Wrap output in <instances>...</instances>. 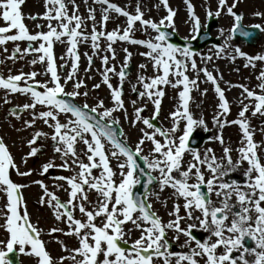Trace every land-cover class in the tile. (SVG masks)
Here are the masks:
<instances>
[{
    "label": "snow or ice",
    "instance_id": "6c2138e0",
    "mask_svg": "<svg viewBox=\"0 0 264 264\" xmlns=\"http://www.w3.org/2000/svg\"><path fill=\"white\" fill-rule=\"evenodd\" d=\"M82 2L87 4L88 0ZM92 2L102 5L99 21L95 7H89L85 17L80 14L77 0H45L42 18L48 22V30L43 31L44 26L37 25L41 30L32 32L25 19L38 17L24 16L22 5L25 0H0V21L3 22L0 25V48L7 53L6 45L10 42L15 45L6 59L15 61L29 56V63L33 66L46 64L43 73L19 70L13 74L11 69L7 75L0 73V91L3 92L0 100L3 104H11L9 97L13 95L28 98V102L11 109L10 114L16 119H22L21 112L30 114L29 119L23 120V128L17 131L34 128L37 120L51 129L50 134L42 129L31 134L27 141L29 151L21 157L20 163L27 165L28 158L43 151V146H36L38 141L50 139L54 156L41 165L40 175L44 176L53 169L69 173L52 176L56 181L52 187L67 193L66 200L50 190L44 180L33 181L44 193L39 203L48 205L55 219L66 226V230L53 227L44 233L38 222H32L27 209L22 190L28 185L12 178L13 172L27 177L34 170L20 171L12 145L0 136V193L5 198L0 208V220L3 221L0 230L6 233V238L0 239V264H13L8 255L17 248L19 253L34 256L36 264H157V261L160 264H264V143L254 140V130L246 116L250 111L252 115H264V68L256 77L259 83L255 88L239 85L243 97L241 110L236 119L228 121L226 116L230 113V105L224 90L206 66L198 67L197 51L190 43L181 46L170 42L175 32L173 18L176 13L169 7L168 0H160L167 15L158 21L145 19L139 2L134 13L112 0ZM239 2L233 0L229 5L228 0H218L215 12L210 8L207 10V17L219 18L226 8L227 14L233 18L224 43L215 46L217 58L226 48L232 47L230 41L233 38L242 36L254 41L257 37L256 31L246 30L243 14L234 10ZM186 3L193 25L192 39H196L204 25L190 0ZM113 12L126 18V26L108 31L107 24ZM254 15L264 19V13ZM88 21L92 22L91 31L88 30ZM137 23L141 25L140 29L136 28ZM247 27L264 33L262 24ZM149 29L156 33L154 37L135 38L136 31L148 33ZM219 31L223 35L224 29ZM101 41H106L103 49ZM21 42H27V47L21 48ZM89 42L94 53H105L101 57L102 77L110 89V106L99 98L95 104H89V93L81 92L87 85L77 79L78 49L81 44ZM119 42L144 46L147 51L140 54L150 61L154 70L151 76L138 75L137 83L132 86V91L140 99L147 98L155 106L153 114L146 117L142 115L146 105L135 107L137 102L131 101L134 114L130 124L133 127L144 125L139 129L135 144L130 143V138L119 127L120 120L114 115L123 112L125 119H129L124 84L132 53L123 49L126 55L119 71L117 65H109L110 60L117 59L114 45ZM56 43L67 44L66 55L72 59L71 70L64 76L59 69L67 65L57 64ZM199 55L202 61L213 59V55ZM237 57L246 60L245 67L255 69L258 63L264 64V54L250 55L239 46L233 47L231 59L234 61ZM87 58L91 66L93 58ZM64 59V56L60 57V60ZM139 67L143 71L148 65ZM189 69L196 73V79L190 77ZM201 72L206 81L215 86L220 100L218 107L221 111L213 116L216 126L223 129L225 125L233 124L241 130L240 146L235 149L239 157L235 161L231 155L234 149L230 146L223 147L222 156H217L212 148L201 152L191 146L190 138L197 127L207 131L203 116L195 117L189 107L190 93L198 87ZM38 76L44 79L38 80ZM112 77L118 78L119 83L115 86ZM69 82L72 83L70 91L67 90ZM161 86L179 90L176 109L169 114V127L158 122L161 98L165 95ZM99 87V84L94 85V88ZM81 96L84 97L83 103L77 100ZM181 123L184 124L182 133ZM209 139L224 144L222 134ZM57 157L59 164L56 163ZM113 160L117 161L115 169ZM140 161L146 167L141 166ZM245 163L248 166L243 175L235 177L236 171ZM153 172L158 176L152 175ZM141 176L147 177L143 184ZM154 183L159 184L161 191L170 187L174 196L184 200L182 206L174 204L168 213L172 218L166 222L154 210L150 200L153 195L159 199L158 194L150 190ZM137 186H142L143 191ZM90 193H95L94 201ZM181 207L185 210L183 216L180 215ZM186 220L193 223L183 226ZM128 223L133 228L126 229ZM133 231H139L140 235L131 240ZM169 231L174 233L172 237L168 236ZM198 231L206 235L199 237L195 234ZM57 232L75 237L77 242V246L71 248L62 244V250L68 254L58 259L48 251V242L43 239L44 235ZM181 236L185 237L181 250H173ZM249 240L254 242V247L248 245Z\"/></svg>",
    "mask_w": 264,
    "mask_h": 264
},
{
    "label": "rangeland",
    "instance_id": "374dc122",
    "mask_svg": "<svg viewBox=\"0 0 264 264\" xmlns=\"http://www.w3.org/2000/svg\"><path fill=\"white\" fill-rule=\"evenodd\" d=\"M92 0H88V3L85 4L82 0H77V3L80 4V14L84 8L90 6ZM112 2L117 3L121 7H125L126 10L130 12H135L137 2L141 5V10L144 12L145 19H153L159 20L160 18L167 15V10L160 3V0H112ZM191 4L194 6L195 14L199 16L201 20V24L204 25L201 29H205L209 17H207V10L210 8L213 12L217 10L218 0H190ZM233 0H228V4L231 5ZM102 7V5L97 4ZM169 7L175 11L176 15L174 16V24H175V32L180 35L182 38H188L187 40L192 39V22L188 12V6L186 0H168ZM45 11V0H25V3L22 5V12L25 17L36 16L38 17V10ZM101 10V8H100ZM235 11H238L243 14L244 19L243 22L246 25H255L262 24L264 25V19L259 16L254 15L256 12L264 13V0H240L237 4ZM43 14H41L40 18L37 19H25L26 25L29 27L30 31L36 32L41 29L37 28V25H43V31H47V21L44 20ZM215 18V17H214ZM97 21L100 20V13L97 16ZM217 23L212 30V34L218 38V42L216 44H210L203 49L197 51L198 55L196 57L198 67H207L208 71L212 72L216 77L217 82L220 87L224 90L225 97L230 105V113L227 114L226 119L228 121L234 120L237 118L239 111L241 110L240 101L243 99L242 97V88L239 85H246L250 88H255L259 83L256 77L259 74L261 68H264V64L258 63L257 67L254 69L252 67H245L246 60L241 57H237L234 61L231 59V55L233 54V47L239 46L243 51L250 55L255 54H264V33L261 41L256 47L247 46L244 42L234 40L230 41L232 47L226 48L225 52L221 53L220 57L217 58L214 53L216 52V45H221L224 43L225 38L228 36V30L232 27L233 18L227 14L226 8L221 13L219 18H216ZM2 21H0V25H2ZM54 23V22H53ZM91 21H88V30L91 31ZM126 26V18L122 15H118L116 13H111V19L107 24V30L111 31L117 27L123 28ZM137 29L141 28V25L137 23ZM220 29H224L223 35H221ZM171 30V29H170ZM135 38L140 39H148L150 37H154L156 33L149 29L148 33L143 31H136ZM13 43H9L6 45L8 48V52H3V49L0 48V61H4L0 63V73L5 75L8 74L9 69H11L13 74H16L19 70H23L24 72L36 71L39 73H43L46 69V64H37L35 66L29 63L31 57L25 56L22 59H18L15 61L7 60L6 57L11 54L12 49L14 48ZM106 46V41H101L102 49ZM20 47H27V42H21ZM116 49L117 59L115 61L110 60L109 65L115 64L117 65V71H119V67L123 64L125 59L124 48H127L132 56L129 60V66L133 65L134 69L128 73L126 83L124 84V100L125 105L128 111L129 119H125L123 112H117L114 115L120 120V126L123 128V131L130 138V143L135 144L140 133L139 129L144 127L142 124H137L133 127L130 124V119L134 114V106L131 101L135 100L137 103L135 107H143L146 105V110L142 113V115L148 117L151 116L154 112V104L152 101L147 98L140 99L135 92L132 91V86L137 83V76L140 74H145L151 76L154 74V70L150 61L140 53L147 51L144 46L134 45L127 42H119L114 45ZM67 44L56 43L54 45V55L57 59V64L66 63V68H60V74L62 76L66 75L68 71L71 70L72 59L66 55ZM80 55L79 68L77 72V79L83 80L87 85L86 88H82L81 92L87 91L89 93L87 102L89 104H95L97 99L105 100V103L109 106L111 105L110 100V89L106 84L103 83L102 72L104 70V66L101 62V57L105 54L103 51L100 53H94L91 47V43H83L79 46L78 49ZM63 53L65 59L64 61L60 60L59 55ZM87 53V56L85 55ZM199 54L213 55V59L211 61H202ZM110 55V54H109ZM88 56H92L93 63L91 66L89 65ZM141 64H147L148 67L145 70L140 69ZM189 75L192 79H196V73L192 72L189 69ZM38 80L44 79L43 76H38ZM111 82L113 85H117L119 83L117 77H112ZM198 87L194 88L190 93L191 99L189 101L190 110L193 112L194 116L199 118L203 116L206 125L207 131L202 127H197L195 132L208 133L210 137H216L218 135L223 136L224 144L222 145L218 140L212 139L208 140L199 148L201 152H203L206 148H212L217 156L223 155V147L230 146L233 150L231 153L233 160H237L239 157V153L235 151L240 146V141L242 138V133L238 125L227 124L223 129H220L216 126L213 121V116L216 115L221 110L218 105L220 103L218 94L215 92V86L206 81V77L203 72L199 74L198 78ZM99 84V88H94V85ZM139 88V86H137ZM165 91V95L161 98V110L158 122L163 124L165 127H169L171 125V118L169 116L170 112L176 109L178 104V89H173L170 86H161ZM72 83L69 82L67 86V90H71ZM207 89V92L204 90ZM142 90V89H141ZM258 90V89H257ZM3 96V92L0 91V97ZM11 104L5 105L3 101L0 100V136L5 137L6 142L9 145H12V152L16 157L17 163L20 165V171H27L28 169H33V174L27 177H21L12 173V178L15 182L28 185L22 190L24 200L27 204V209L31 214V219L33 223H39V227L43 229L44 233H48L49 230L53 227L64 228L66 230V226L60 222H58L54 215L53 210L46 204L39 203L41 196L44 195L43 190L38 184L33 183V181L42 179L44 183L49 185L50 190L56 192L58 196L62 200L67 199V193L61 190H57L52 187L53 184L56 183L52 179L54 175H69V173L64 172L60 169H53L44 176L40 175L41 165L46 163L49 159H52L53 154V142L50 139L40 140L37 143V147L43 146V151L39 153L35 157L28 158L27 165L20 163L21 157L25 156L29 151V147L27 144L28 139L31 138V134L36 131L42 129L45 132L51 133V129L43 124V121L37 120L34 128L23 129L21 131H17V129L23 128V120H27L30 118L29 112H22V119H16L10 114V107L22 105L28 102V98L23 95H13L10 96ZM77 100L80 103L84 102V97H78ZM244 103H249L248 100H244ZM247 119L250 123V128L254 130V140L257 143H264V115L256 114L252 115L251 111L246 113ZM184 124L181 123V133L183 130ZM178 133V134H181ZM83 148V145L80 146ZM150 147V145H149ZM264 151V149H262ZM148 148H145V154H147ZM190 159V157H189ZM56 163L59 164L60 160L57 157ZM117 161H112V166L115 169ZM247 164L245 163L242 167H240L236 173L235 177H240L243 175L244 170L247 168ZM155 176H158L157 172L152 173ZM153 193L158 194L159 199H156V196L153 195L150 197V200L153 204L154 210L160 215L163 220L166 222L172 217H169L168 213L173 210L174 204H180L181 206L184 203L182 198H177L173 194V189L170 187L165 188L163 191L160 190V187H156L153 190ZM90 198L95 200V193H90ZM215 199V197H213ZM5 203V198L3 197V193H0V208L3 207ZM199 214V213H197ZM79 215V214H78ZM180 215H185V210L181 207ZM0 223H3L0 220ZM188 223H193V221H184V225L186 226ZM127 228H133L131 223L126 225ZM199 237H203L206 233L202 231L195 232ZM140 235L139 231H133L130 234L131 240L138 238ZM174 235L173 232L169 231L168 236L172 237ZM6 233L3 230H0V239H5ZM43 239L48 242L47 249L52 254V256L58 259L61 255H67L68 253L62 250V244L67 245L69 248L77 246L76 238L64 235L61 232L53 233L51 235H44ZM130 240V242H131ZM185 237L181 236L179 241L175 243L173 250H181L180 246L184 243ZM249 246H255L253 241H248ZM186 250V249H185ZM18 251V248H17ZM21 264H36V258L34 256H30L27 254L19 253ZM252 259V257H248ZM65 264H70V262H65ZM157 264H160V261H157Z\"/></svg>",
    "mask_w": 264,
    "mask_h": 264
},
{
    "label": "water",
    "instance_id": "95a60500",
    "mask_svg": "<svg viewBox=\"0 0 264 264\" xmlns=\"http://www.w3.org/2000/svg\"><path fill=\"white\" fill-rule=\"evenodd\" d=\"M216 21L215 20H210V23L208 25V29L207 31H202L201 34L199 35V39H200V43L196 44L193 41H186L181 39L176 33H173V35L170 37V42H175L180 44L181 46L190 43L191 47L193 49H199L204 47L205 45L209 44V43H215L217 40L211 35V29L213 28V26L215 25ZM246 30H252V31H256L257 32V37L254 39V41L250 40L249 38H245V37H240L242 40H245L248 44L250 45H255L257 44L258 40L261 37V33L259 32V30H253L250 29L248 27H246ZM239 37H235V40H238ZM133 69V66H131V68L129 69L128 72H130ZM120 127V126H119ZM121 128V127H120ZM208 138V135H202V134H193L192 138H191V145L193 147H198L199 145H201L206 139ZM141 166L146 167L145 165H143V162L140 161ZM147 180L146 176H141V182L142 184L145 183ZM158 185V183H154L153 185L150 186V190L152 191L156 186ZM137 189L139 191H143L142 186H137ZM9 258L13 260V264H20L19 263V259L17 256L16 251L14 250L13 253H9Z\"/></svg>",
    "mask_w": 264,
    "mask_h": 264
},
{
    "label": "bare ground",
    "instance_id": "6f19581e",
    "mask_svg": "<svg viewBox=\"0 0 264 264\" xmlns=\"http://www.w3.org/2000/svg\"><path fill=\"white\" fill-rule=\"evenodd\" d=\"M89 7H95L96 12H97V16H98V14L101 12L100 8H102V7L98 6L97 4H93V2H91V3H90V6L88 5V7L84 8V10L82 11L83 16L87 17V15H88V8H89ZM37 12L39 13V14H38V18H40V20H41V14H44L45 11H41V12H40V9H39ZM97 16H96V18H97ZM62 56H64L63 53H61V54L59 55V57H62ZM61 61H62V60H61ZM63 61H64V60H63Z\"/></svg>",
    "mask_w": 264,
    "mask_h": 264
}]
</instances>
